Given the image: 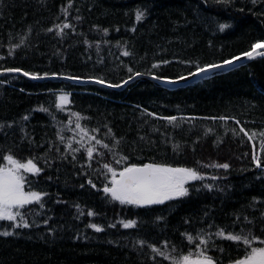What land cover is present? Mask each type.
Returning <instances> with one entry per match:
<instances>
[{"label":"trees","instance_id":"16d2710c","mask_svg":"<svg viewBox=\"0 0 264 264\" xmlns=\"http://www.w3.org/2000/svg\"><path fill=\"white\" fill-rule=\"evenodd\" d=\"M138 10L145 13L140 21ZM65 23L71 27L59 33L55 25ZM258 41H264V0H71L70 6L69 0H0V71L116 85L136 73L186 81L197 65L243 57ZM63 91L70 102L58 107ZM77 122L109 146L96 145L91 161L86 147L94 141L85 140L79 152L67 147L69 141L79 147ZM245 132L256 136L250 141ZM261 133L260 56L171 86L146 76L116 89L2 73L0 166L6 155L35 158L42 171L25 173L26 190L47 195L43 207L21 210L30 227L0 221V233H12L0 235V264H173L196 250L198 241L189 243L186 234L210 235L208 255L217 264L233 263L247 248L217 237L218 230L264 241ZM105 163L117 171L146 163L194 168L204 178L186 185L188 195L162 204H121L103 191L111 186ZM225 163L230 167H214ZM128 220L135 226L124 228Z\"/></svg>","mask_w":264,"mask_h":264},{"label":"snow or ice","instance_id":"6c2138e0","mask_svg":"<svg viewBox=\"0 0 264 264\" xmlns=\"http://www.w3.org/2000/svg\"><path fill=\"white\" fill-rule=\"evenodd\" d=\"M255 3V0H253ZM71 0H69V6ZM65 14H67V8L64 9ZM145 13L138 10L136 12V20L140 21L144 18ZM71 27L70 24L65 23L63 25H55V28L59 30V33H62L64 29ZM226 27V26H221ZM52 31V29H49ZM58 33V34H59ZM14 47H19V45H14ZM124 55H128L127 52ZM248 59H254L258 56L264 57V41H258L256 44L252 45L251 51L243 54ZM241 57H234L232 60H225L222 64H207L203 67L197 65V70L195 72H190L189 76H197L203 73H207L211 70L222 68L226 65H231L235 60H239ZM159 65H153V67H158ZM7 72H19L20 69L9 68L5 69ZM131 71V69H129ZM25 76H31L33 79H39L38 74H30L28 72L23 73ZM140 75V73H136ZM132 79V77H129ZM156 79H160L156 77ZM179 79L183 80L186 77H180ZM99 83L103 84L104 81L100 80ZM127 83V82H125ZM112 87H120V85H111ZM61 102L58 107L68 102V96L61 95L59 97ZM78 117V114H74ZM27 119V117H25ZM170 122L175 121L177 117H168L166 118ZM221 119H225L221 117ZM239 123V122H237ZM75 128L79 130L80 140L77 141L79 147L73 148L72 142L69 141L67 147L71 149L72 152H79L81 149H85V140L91 142L94 141V144H89L86 147V155L89 161L92 160L94 153L98 151L96 145H102L104 148H108L107 144H104L102 140L96 138L95 135H90L89 131L81 126L79 122L76 123ZM98 131V130H94ZM110 131V130H109ZM241 132H244V129H240ZM247 138L251 141L256 136V133L248 134L245 132ZM261 140L259 148L261 153H264V133L260 134ZM75 139V137H73ZM60 140L63 142L64 137L60 136ZM118 143V142H117ZM255 148V145H254ZM253 160L256 163L258 168L262 167L261 165V154H258L254 151ZM7 161L6 165L0 166V221H9L12 222V227H30L28 221L24 217V213L21 211L27 206L32 204H39L40 207H43L42 198L47 195L46 193L32 191L29 187L26 190V184L28 180L25 173H31L33 175H38L42 169L37 166V163L34 162L35 158L27 159L25 162H22L19 159L14 158L13 155H6L3 157ZM126 159V157L124 158ZM117 164L121 163V160L116 161ZM214 167L229 168V164H218ZM103 168L107 170V173H110L111 186L105 185L103 188L104 193L111 196L112 200L119 201L121 204H131L137 206H146L153 204H162L167 200H172L177 197H183L188 195V187L186 185L190 181L201 180L204 177L194 168L187 167H172L167 164H155L147 163L143 165L130 164L124 167L121 171H117L110 164L105 163ZM91 183V181H89ZM95 187V185H93ZM210 187V186H209ZM89 215H94V213L89 212ZM136 222L134 220H128L123 223L124 228L134 227ZM96 231H102L96 224L90 225ZM0 235L9 236L12 235L9 231H4ZM215 235L226 240L235 241L237 243H242L246 246L247 251L245 252L242 258L236 259L233 261V264H264V246H252L254 242L259 241L261 245H264V241H261L260 238L249 233L247 235L243 232L239 234L227 233L225 234L224 229L218 230ZM186 239L189 243H192L194 240L198 241L196 243L195 252H189L185 255H180L173 258V264H217V261L210 255H208V244L212 237L209 235L207 239L203 236L197 235L194 237L191 234H186ZM139 243L144 244V241ZM167 246V245H165ZM152 248V251L163 256L165 253L155 246L149 245Z\"/></svg>","mask_w":264,"mask_h":264},{"label":"water","instance_id":"95a60500","mask_svg":"<svg viewBox=\"0 0 264 264\" xmlns=\"http://www.w3.org/2000/svg\"><path fill=\"white\" fill-rule=\"evenodd\" d=\"M251 60L252 59H248L247 57L244 56V57H242L239 60H235L233 62V64H231V65H226V66H224L222 68L214 69V70H211V71H209L207 73H203V74L197 75V76H195L196 77L195 80L196 79H201V78L209 75L210 73H212L214 71L221 70V69H227V68H229L232 65H233L232 67H235V66H238V65H241V64H245V63H247V62H249ZM219 64H222V63H219ZM232 67H230V68H232ZM19 72L20 73H24L23 70H21ZM0 73H7V71L2 70V71H0ZM142 76L143 75H135V76L132 77V79L127 80L126 81L127 83L124 82L123 84H121L120 87H112L111 85H116V84L108 83L106 81H104V83L101 84V83L98 82V81H100L99 79H85V78H80V77H73V76H66V75H57V74L47 75V76L42 77V79L69 80V81L76 82V83H81V84L96 83V84H99V85H102V86H106V87H109V88L121 89L125 85H127L128 83H130V82L134 81L135 79H137L139 77H142ZM145 76L150 78V79H153L155 81L161 82L162 84H172V85H181V84H183V85H185V84L191 82V81H187V82L183 83V82L175 81L173 79L165 78V77H159L160 79H156V77H158L156 75H145ZM29 77H31V76H29ZM146 206H148V205H146Z\"/></svg>","mask_w":264,"mask_h":264},{"label":"bare ground","instance_id":"6f19581e","mask_svg":"<svg viewBox=\"0 0 264 264\" xmlns=\"http://www.w3.org/2000/svg\"><path fill=\"white\" fill-rule=\"evenodd\" d=\"M244 57V56H243ZM242 58V57H241ZM232 60V59H231ZM221 63H223V62H221ZM217 64H219V63H217ZM233 66V65H232ZM232 66H230V67H232ZM230 67L229 68H227V69H230ZM227 69H221V70H227ZM217 71H220V70H217ZM217 71H214V72H217ZM214 72H212V73H214ZM11 73V72H10ZM12 73H20V72H12ZM2 73H0V75H1ZM211 74V73H210ZM140 75H143V76H145L144 74H142V73H140ZM135 76V75H134ZM29 77V76H28ZM139 78H141V77H139ZM195 76H192L190 79H188V80H186V81H179V82H183V83H185V82H187V81H191V82H194V81H196V80H199V79H196L195 80ZM85 79H95V78H85ZM138 79V78H137ZM39 80H43L42 79V77H40L39 78ZM129 80V79H128ZM136 80V79H135ZM127 81V80H126ZM125 81V82H126ZM176 81V80H175ZM158 82V81H157ZM76 83V82H75ZM124 83V82H123ZM122 83V84H123ZM159 83H161V82H159ZM162 84V83H161ZM121 85V84H120ZM165 85H172V84H165Z\"/></svg>","mask_w":264,"mask_h":264},{"label":"rangeland","instance_id":"374dc122","mask_svg":"<svg viewBox=\"0 0 264 264\" xmlns=\"http://www.w3.org/2000/svg\"><path fill=\"white\" fill-rule=\"evenodd\" d=\"M65 94L68 96V102L64 103L63 105H67V104L70 102V93L67 92V91H63V92H61L60 95L58 96V103H59V104L61 103V102L59 101V97H60L61 95H65ZM6 164H7V162H6ZM6 164H5V165H6ZM262 246H264V245H262ZM230 264H233V263H230Z\"/></svg>","mask_w":264,"mask_h":264}]
</instances>
